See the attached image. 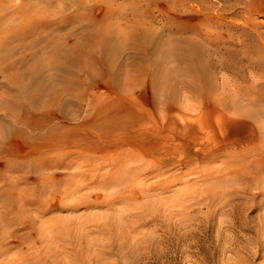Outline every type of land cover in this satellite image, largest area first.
<instances>
[{
	"label": "bare ground",
	"instance_id": "6f19581e",
	"mask_svg": "<svg viewBox=\"0 0 264 264\" xmlns=\"http://www.w3.org/2000/svg\"><path fill=\"white\" fill-rule=\"evenodd\" d=\"M72 20L73 18L53 19L48 29L54 32L65 31V25ZM154 21L155 18L151 15L142 14L140 18L135 16L130 25L122 27L108 24L97 32L86 26L69 30L68 39L73 33L87 34L91 31L92 36L87 34L86 41L74 39L71 45L62 42L51 44L54 61L50 63L32 60L35 55L30 54L27 63H22L20 57H15L5 64L6 60L0 55L1 71L14 68L13 72H7L0 78L6 82L5 87L0 89V97L13 99V102L9 101L7 105L12 106L16 112L13 123L8 124L4 123L7 120L0 114V122L4 123L0 130V162L7 167L6 170L10 173L8 176L14 180L15 193H24L18 199L24 197L25 201L21 202H24L25 206L35 207L41 212L55 206L75 208V205L79 204V198L92 194L97 196L99 191L109 188H114V201L120 200L124 203L126 199L118 194H125L129 199L127 192L131 198H137V201L141 195L145 198L156 194L151 192L162 184L161 175L167 172L163 163L157 165V161L169 153L173 155L181 151L186 156L200 159L204 154L208 156V153L216 154L223 149L243 148L255 143V123L249 118L243 120L242 117L248 116V113L231 107V103H245L247 107H251L258 100H264V68H261L264 66L262 31L256 29L257 42L245 39V36L251 35L245 31L236 37L228 36L224 45L219 33L214 38L211 33H205L201 39L184 38L177 36L176 30L166 35L175 40L168 43L169 40H163L165 31L155 26ZM33 31L34 29L26 24L3 30L1 37L4 40L0 42V53L7 47L5 39H17V36L25 34V42L9 48L11 51L12 48H19L29 53L30 49L44 39L45 32L42 29H35L36 35ZM127 41L135 50V54L124 63L135 72L136 81L133 84L122 83L120 74L124 64L111 55V51L126 47ZM32 61L36 63L30 65ZM213 67H218L222 73V80L218 83L220 88L210 84L212 79H216L218 72ZM49 70H55L56 73L47 75L46 71ZM71 74L80 76V80L72 79L69 76ZM144 80L149 81L152 90L156 88L167 95L162 92L157 96L149 95L141 89ZM89 88H92V91H88ZM70 89L76 90L78 98L88 99L85 110L79 106L81 108L75 113L68 111L70 98L67 93ZM171 93L173 95L170 96ZM178 93H182L183 97H176ZM208 108L214 110H210L205 120L193 121L194 113H202ZM176 115L180 116L181 123L176 120ZM215 118L218 119L210 123V119ZM17 122L21 125L14 124ZM198 137L199 144L195 140ZM253 150V147H249L246 155H250ZM244 167L246 163H239L234 169L228 168V173L238 168L243 170ZM153 178L155 179L152 180ZM172 179V176H166L164 181L168 183ZM64 197L68 201H62ZM129 204L131 205V202ZM129 204L126 205L127 209ZM140 208L142 209V206ZM121 213L125 214V211ZM226 225L228 228L232 227L233 221H227ZM185 226V229L168 230L165 239L158 236L161 240L158 238L157 245L163 246L165 241L171 243V240L176 243L185 242L184 250L191 255L189 247L198 246L204 232L195 235L196 226ZM227 229L225 228V231ZM231 234H223L220 230L218 243H225L223 246L235 245L236 237L233 238ZM141 249L144 250L145 247L142 246ZM162 249L165 250L163 247ZM161 251L157 250L160 255L163 254Z\"/></svg>",
	"mask_w": 264,
	"mask_h": 264
},
{
	"label": "rangeland",
	"instance_id": "374dc122",
	"mask_svg": "<svg viewBox=\"0 0 264 264\" xmlns=\"http://www.w3.org/2000/svg\"><path fill=\"white\" fill-rule=\"evenodd\" d=\"M142 14L143 16L149 14L155 18L153 24L165 31V35L162 36L163 40H169L168 43L175 40L166 35L176 30L178 31L176 35L184 38L201 39L205 33H211L214 38L219 33L224 45H226L225 38L242 35L241 33L245 31L251 34L245 36V39L249 38L248 41L252 39L253 42H257L256 29L264 34V0H0V42L4 40L1 37L3 30L24 24L34 29L35 35L37 33L35 29H42L45 32L44 39L30 49L29 53L19 48H12V51L9 48L25 42L27 34L17 36V39H5L7 47L0 55L6 60L5 64L10 63L15 57H20L22 63L25 61L27 63L30 54L35 55V57L31 56L32 60L50 63L54 61L51 44L62 42L71 45L74 39L86 41L85 36L87 34L92 36L91 31H100L102 26L108 24L114 27L130 25L135 20V16L140 18ZM59 18H73V20L65 25V31L49 30L52 20ZM82 26L90 28V33H73L70 39L67 38L69 30L80 29ZM216 40L215 38L214 41ZM128 41L126 47L111 51L113 53L111 55L116 56L123 64L135 54L134 48ZM34 63L36 62L32 61L29 64ZM261 68L263 69L264 66L262 65ZM213 69H217L218 72L216 79H212L210 84L220 88L218 83L222 80L220 79L222 73L218 67ZM13 71L14 68L11 67L8 70H0V78L7 72ZM46 73L53 75L56 72L49 70ZM134 73L124 64L121 66L120 80L122 83L133 84L136 81ZM69 76L80 80V76L72 74ZM256 77L258 78L259 75ZM142 83L141 89L151 96H157L161 92L167 95L162 90L156 88L152 90L148 80ZM5 85L6 82L0 79V89ZM75 91L70 89L67 93V97L70 98L67 109L71 113L77 112V109L81 108L79 106L85 110L88 104V99L78 98ZM88 91H92V88ZM176 97L180 99L183 97L182 93L176 94ZM2 98L0 97V114L7 120L4 123H13L16 112L12 106L7 105L9 101L12 103L13 99ZM237 104L232 102L231 107L247 112L248 116H243L242 119L249 118L255 123L256 141L252 146L249 144L243 148L223 149L216 154L208 153V156L204 154V157L201 154L203 159L186 156L181 151L173 155L169 153L168 156L165 155L157 161V165L163 163L167 172L161 175L162 184L151 192L156 193L157 195L154 194L156 197L150 195L143 198L141 195L136 201L137 198H131L129 192H127L129 199L125 194H118L126 199L123 201L127 203L125 205L120 200H113L115 191L114 188H109L99 191L97 196L92 194L89 197L79 198V204L75 205V208L55 206L53 209L38 211L35 207L25 206L24 202H21V200L25 201L24 197L18 199L24 193L20 195L15 193L14 180L8 176L10 173L6 170L7 167L0 162V264H264V100H258L251 107L239 103V108ZM210 110L213 111L214 108L204 109L203 115L201 112L194 113L193 121L205 120ZM217 119H210V123H214ZM176 120L178 123L182 122L179 115H176ZM4 123L0 122V130ZM14 124L21 125L18 122ZM195 140L199 144L200 137ZM194 145L195 143L192 145L193 150ZM249 147H253L254 150L250 155H246ZM161 150L164 153L163 149ZM155 155L159 154L155 153ZM239 163H246V167L228 173L230 168L234 169ZM166 176H172L173 179L165 183ZM61 200L68 201L65 197ZM216 200L225 201L226 204L218 203ZM145 202L148 203L144 204ZM128 204L130 206L127 209ZM123 210L125 214L121 213ZM231 220L233 226L228 228L227 221ZM185 224L189 225L188 228L197 227L195 235L204 232L198 246L189 247L191 255L184 250L185 242L176 243L171 240L170 243L164 240L163 246L157 245L158 238L165 239L168 230L185 229ZM224 227L229 230L225 231ZM220 230L223 234L232 233L231 236L236 237V244L230 246L226 244V248L223 246L225 243L223 245L218 243ZM139 245L145 249L140 250L142 246ZM157 250L164 255H160ZM195 250L197 251L194 252Z\"/></svg>",
	"mask_w": 264,
	"mask_h": 264
}]
</instances>
